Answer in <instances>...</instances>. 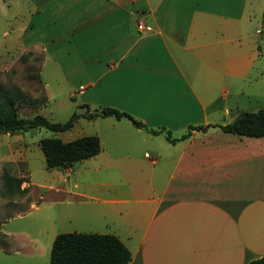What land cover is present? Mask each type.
Returning a JSON list of instances; mask_svg holds the SVG:
<instances>
[{"label":"crops","instance_id":"crops-1","mask_svg":"<svg viewBox=\"0 0 264 264\" xmlns=\"http://www.w3.org/2000/svg\"><path fill=\"white\" fill-rule=\"evenodd\" d=\"M29 2L18 37L41 54L39 76L48 65L63 77L83 71L82 104L134 119L96 117L108 120L104 138L96 134L100 151L51 168L48 187L60 193L52 204L70 231L116 235L127 264H246L264 255V136L219 127L244 102L264 108V0ZM28 32L36 37L24 41ZM191 125L204 128L174 143L149 130L180 137Z\"/></svg>","mask_w":264,"mask_h":264},{"label":"rangeland","instance_id":"rangeland-1","mask_svg":"<svg viewBox=\"0 0 264 264\" xmlns=\"http://www.w3.org/2000/svg\"><path fill=\"white\" fill-rule=\"evenodd\" d=\"M31 8L29 0H0V87L15 96L19 116L41 114L51 121L63 122L72 111L83 112L84 109L79 108L83 102L79 80L86 76L83 71L76 70L68 75L64 71L65 77L60 74V78L59 71L50 69L49 65L39 76L35 67L41 60V54L22 49L18 37L20 28L29 20ZM259 29L264 59L262 20ZM36 34L25 33L23 39L32 40ZM95 92L87 93L93 97ZM96 95L109 98L108 93L102 91ZM244 103L246 111L258 108L255 104L248 106ZM107 123L108 120L101 118L89 120L80 117L70 129L62 132L41 127L12 133L0 130V174L5 170L16 176L28 177V182L22 183L27 187L24 195L4 194L0 178V264H48L55 234L70 232L72 228L68 221L62 222L60 218L62 205L52 204V199L58 198L60 193L48 187L53 181L52 169L45 165L39 147L40 138L56 136L71 140L90 134L104 138ZM55 216L59 221L52 224L51 219Z\"/></svg>","mask_w":264,"mask_h":264},{"label":"trees","instance_id":"trees-1","mask_svg":"<svg viewBox=\"0 0 264 264\" xmlns=\"http://www.w3.org/2000/svg\"><path fill=\"white\" fill-rule=\"evenodd\" d=\"M261 20L264 23V8ZM18 106L15 96L0 87V130L12 133L41 127L52 132H62L70 129L80 117L91 120L96 117L113 116L116 119L134 120L125 111L114 107L101 106L91 110L87 104H80L79 108L84 109L83 112L74 110L65 121L58 122L51 121L41 114L32 117L19 116ZM219 127L225 132L238 135L264 136V108L256 111H242L232 121ZM203 128L202 125H191L180 137H173L170 131L164 128L149 130L155 134L163 132L165 138L174 143L186 138L192 129ZM39 147L47 168L71 166L73 162L89 158L101 149L99 137L96 134L82 135L71 140L47 136L40 138ZM0 178L4 194L24 195L27 192V187L22 186V183L28 182V177L16 176L3 170ZM130 257V251L114 234L70 231L57 233L54 236L48 264H127ZM246 264H264V255Z\"/></svg>","mask_w":264,"mask_h":264},{"label":"built area","instance_id":"built-area-1","mask_svg":"<svg viewBox=\"0 0 264 264\" xmlns=\"http://www.w3.org/2000/svg\"><path fill=\"white\" fill-rule=\"evenodd\" d=\"M138 28H139V29H143L144 26H143L141 23H139V24H138Z\"/></svg>","mask_w":264,"mask_h":264},{"label":"water","instance_id":"water-1","mask_svg":"<svg viewBox=\"0 0 264 264\" xmlns=\"http://www.w3.org/2000/svg\"><path fill=\"white\" fill-rule=\"evenodd\" d=\"M135 125H136L137 127H140V126H141V124H139V123H138V124H135Z\"/></svg>","mask_w":264,"mask_h":264}]
</instances>
